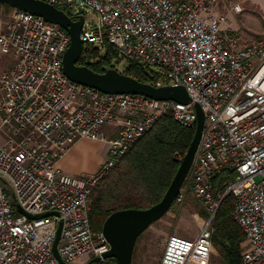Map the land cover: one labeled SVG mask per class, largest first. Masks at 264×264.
<instances>
[{"label": "built area", "instance_id": "built-area-1", "mask_svg": "<svg viewBox=\"0 0 264 264\" xmlns=\"http://www.w3.org/2000/svg\"><path fill=\"white\" fill-rule=\"evenodd\" d=\"M38 1L72 21L92 13L96 20L83 19L80 29L82 51L135 61L155 77L150 85L183 87L190 102L106 94L69 80L62 71L68 33L12 10L0 22V264H60L52 252L59 225L64 264H103L110 246L91 230V192L163 117L195 129L194 105L204 124L189 185L175 202L192 192L207 219L193 238L165 239L159 264H209L211 224L227 195L244 235L239 264H264V39L245 40L231 26L228 15L242 13L241 2ZM82 139L105 144V161L89 177L61 172L57 162ZM185 152L173 158L181 162ZM223 170L236 175L215 197Z\"/></svg>", "mask_w": 264, "mask_h": 264}, {"label": "trees", "instance_id": "trees-1", "mask_svg": "<svg viewBox=\"0 0 264 264\" xmlns=\"http://www.w3.org/2000/svg\"><path fill=\"white\" fill-rule=\"evenodd\" d=\"M115 58L111 51L99 55L97 49L82 51L77 63L94 73L102 74L112 68ZM124 74L152 84L155 77L132 60H127ZM194 129L176 124L171 117L160 119L153 129L139 140L120 162L110 169L91 192L87 216L93 232H102L105 221L114 212L127 209H147L157 204L165 194L179 166L175 152L184 153L193 138ZM234 172L223 170L213 182L214 196L220 195L235 178ZM173 203L169 210H173ZM233 199L223 198L211 224V254L219 264H239L244 235L231 219ZM207 216V215H206Z\"/></svg>", "mask_w": 264, "mask_h": 264}, {"label": "water", "instance_id": "water-1", "mask_svg": "<svg viewBox=\"0 0 264 264\" xmlns=\"http://www.w3.org/2000/svg\"><path fill=\"white\" fill-rule=\"evenodd\" d=\"M8 3L21 11L40 16L45 21L63 28L69 35L70 44L62 58V71L71 81L91 87L106 94H138L154 100H173L182 104L190 102L183 87L156 88L150 84L139 82L115 70H107L102 74L94 73L86 66L77 63L82 54L80 29L83 23L82 10L77 21H72L66 14L55 7L38 0H0V4ZM197 121L192 141L185 152L178 169L162 199L147 209H127L114 212L105 221L102 233L110 249L103 255L104 259H114L117 264H131L134 243L152 222L165 215L175 202L184 181L187 178L194 159L204 124V115L198 105H194ZM45 214L44 216H49ZM61 225L57 228L52 252L60 264H64L56 251ZM97 262L98 259H93Z\"/></svg>", "mask_w": 264, "mask_h": 264}, {"label": "rangeland", "instance_id": "rangeland-1", "mask_svg": "<svg viewBox=\"0 0 264 264\" xmlns=\"http://www.w3.org/2000/svg\"><path fill=\"white\" fill-rule=\"evenodd\" d=\"M225 2H240V0H225ZM241 4L242 13L235 17L228 15L231 26L237 29L245 40L264 39V25L261 23V18L247 9L244 2H241ZM12 10L19 9L8 3L0 4V22L6 21ZM219 11L226 13L224 10ZM84 20L87 23H92L96 18L92 13L86 12L84 13ZM127 63L125 59L112 58L109 66L117 73L124 74ZM104 129L108 128L103 127V132ZM186 185H189L187 178L182 185L183 188ZM206 219L207 216L203 205L195 198L192 192L185 191L182 201L174 204L173 210H169L161 218L152 222L138 235L133 246L131 264H159L165 239L171 235L193 238L203 227ZM103 264H113V260L105 259ZM209 264H219L218 259L213 254H211Z\"/></svg>", "mask_w": 264, "mask_h": 264}, {"label": "crops", "instance_id": "crops-1", "mask_svg": "<svg viewBox=\"0 0 264 264\" xmlns=\"http://www.w3.org/2000/svg\"><path fill=\"white\" fill-rule=\"evenodd\" d=\"M245 7L261 18L264 25V0H240ZM234 17L236 15H233ZM108 132V129H104ZM107 146L82 139L74 143L70 150L57 162V168L70 176L89 177L94 175L107 157Z\"/></svg>", "mask_w": 264, "mask_h": 264}, {"label": "flooded vegetation", "instance_id": "flooded-vegetation-1", "mask_svg": "<svg viewBox=\"0 0 264 264\" xmlns=\"http://www.w3.org/2000/svg\"><path fill=\"white\" fill-rule=\"evenodd\" d=\"M112 260H113V264H117V262L114 259H112Z\"/></svg>", "mask_w": 264, "mask_h": 264}]
</instances>
